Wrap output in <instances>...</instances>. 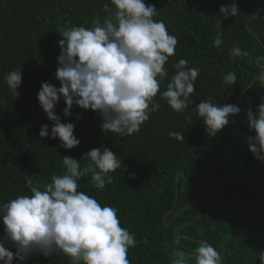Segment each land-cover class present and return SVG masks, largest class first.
Masks as SVG:
<instances>
[{
    "label": "trees",
    "instance_id": "1",
    "mask_svg": "<svg viewBox=\"0 0 264 264\" xmlns=\"http://www.w3.org/2000/svg\"><path fill=\"white\" fill-rule=\"evenodd\" d=\"M145 2L155 5L158 15L154 20H163L169 34L178 39L175 55L165 64L168 76L160 91L166 90L175 71L173 65L186 59L188 67L201 69L191 97L194 103L176 113L158 93L154 100L160 104L159 110L150 113L139 133L120 137L102 132L101 119L91 109L74 107L73 115L65 117L61 99L56 114L61 122L75 123L74 135L80 140L79 146L65 149L59 138L39 137L41 125L48 124L50 133L52 122L40 108L37 92L45 81L60 86L54 79L60 51L57 42L63 38L59 32L74 25L90 27L97 16L103 20L108 15L103 5L110 0H0V204L18 195H31L26 184L29 177L43 185L53 174L62 175L63 155L79 160L83 153L103 145L117 154L121 168L108 174L112 183L104 189L93 186L89 173L79 179L78 191L95 197L101 206L118 209L121 227L137 241L128 250L131 264H171L178 250L184 251L189 264H195L192 254L205 241L220 253L222 264H260L258 257L264 251V162L253 157L245 139L234 144L238 132L246 137L252 134L246 112L264 96V79L259 78L264 71V0H235L240 12L228 19L220 15L219 6L232 0ZM220 22L224 43L217 49L213 41ZM233 46L249 55L230 58ZM19 67L23 74L16 97L4 76ZM229 71L237 76L233 86L222 82ZM245 88L238 104L240 114L231 117L216 137H208L192 109L206 99L236 104ZM78 113H83L80 119H76ZM170 131L183 133L185 140L169 137ZM226 153L223 160L216 159L209 167L210 159ZM80 163L83 167L87 162ZM178 173L179 199L173 210ZM27 264H69V260L41 255Z\"/></svg>",
    "mask_w": 264,
    "mask_h": 264
},
{
    "label": "clouds",
    "instance_id": "2",
    "mask_svg": "<svg viewBox=\"0 0 264 264\" xmlns=\"http://www.w3.org/2000/svg\"><path fill=\"white\" fill-rule=\"evenodd\" d=\"M103 9L108 15L103 20L97 16L90 27L74 25L59 32L63 38L57 42L60 51L54 79L60 86L45 81L37 92L39 106L52 122L50 133L48 124L41 125L39 137L59 138L65 149L79 146L80 140L74 135L75 123L61 122L56 114L61 99L65 102L62 109L65 117L73 115L74 107L91 109L101 119L102 132L120 137L140 132L150 113L160 108L154 100L158 93L176 113L184 112L194 103L191 97L196 92L201 69L188 67L186 59L173 65L174 74L166 90L160 91L168 76L165 64L175 55L178 39L169 34L163 20H154L158 15L155 5L146 4L145 0H110ZM239 12L235 0L219 6L223 19L235 17ZM221 24L216 25L213 41L217 49L224 43ZM248 55L247 50L238 46L229 50L233 59ZM22 74L19 67L4 76L5 84L16 97ZM259 78L264 79V72ZM236 81L237 76L231 71L222 78L230 86ZM260 100L246 112L247 127L252 134L244 143L256 160L264 162V96ZM240 112L241 108L234 103L218 104L211 99L201 100L192 109L203 122L208 137H216L230 123V118ZM82 114L78 113L76 119ZM168 135L181 142L185 140L181 132L170 131ZM81 160L87 162L83 167ZM121 164L116 153L101 145L83 153L79 160L63 155L65 171L62 175L53 174L48 183H34L29 177L26 184L31 195H18L0 204L3 225L0 264H13L14 260L27 264L32 257L41 255L66 256L69 264H131L128 250L137 241L133 233L121 227L118 209L101 206L95 197L78 191L79 179L89 173L93 186L104 189L112 183L108 174L120 169ZM192 255L195 264L223 262L220 253L206 241ZM258 259L264 264V251ZM171 264H189V259L178 250L171 257Z\"/></svg>",
    "mask_w": 264,
    "mask_h": 264
},
{
    "label": "water",
    "instance_id": "3",
    "mask_svg": "<svg viewBox=\"0 0 264 264\" xmlns=\"http://www.w3.org/2000/svg\"><path fill=\"white\" fill-rule=\"evenodd\" d=\"M258 7H260V5H259ZM260 8H261V7H260ZM263 17H264V16H263ZM248 24H249V20H248V22H247V25H248ZM261 43H262V42H261ZM263 72H264V71H263ZM251 85H252V83H251L249 86H251ZM249 86H248V87H249ZM246 89H247V88H245V90L242 92V94H241L240 97L238 98V100H237V102H236V105H237V106H238L239 102L241 101V98L243 97V95H244ZM234 132H236V131H234ZM238 133H239V139L237 140V142H236L234 145H236L239 141H242V140L246 139V134H244V133H242V132H238ZM234 145H233V146H234ZM233 146H232V147H233ZM232 147H230L229 150H231ZM195 148H196V147H193V148H192V151H194ZM229 150H228V151H229ZM226 155H227V153H226L222 158L216 157L215 159H214V158H213V159H210V166H209V167H211V166H213V165L215 164L216 159H218V160H223V158H225ZM180 176H181V173H178V174L176 175V192H177V195H176L175 204H174V206H173V210L176 208L177 203H178V199H179V178H180ZM197 178H198V173L196 174V180H195V181H197ZM204 186L207 187L206 185H204ZM193 197H194V194L191 196V198H190V202H189V205H188V206H190V205L192 204V202H193ZM215 205H217V203H216ZM176 214H177V212L175 213V215H176ZM201 215H202V214H200L197 218H199ZM165 221H166V220H165ZM170 224H171V223H170ZM168 225H169V224H168ZM178 228H179V226H177V227L175 228V231H176ZM179 251H182V250H179ZM182 252H184V251H182Z\"/></svg>",
    "mask_w": 264,
    "mask_h": 264
}]
</instances>
